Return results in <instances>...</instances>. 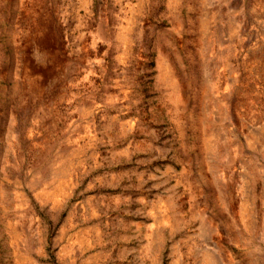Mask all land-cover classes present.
Masks as SVG:
<instances>
[{"label":"rangeland","instance_id":"1","mask_svg":"<svg viewBox=\"0 0 264 264\" xmlns=\"http://www.w3.org/2000/svg\"><path fill=\"white\" fill-rule=\"evenodd\" d=\"M0 264H264V0H0Z\"/></svg>","mask_w":264,"mask_h":264}]
</instances>
